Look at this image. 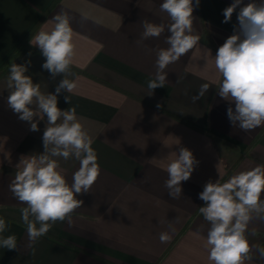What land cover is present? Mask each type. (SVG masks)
Returning a JSON list of instances; mask_svg holds the SVG:
<instances>
[{
  "label": "crops",
  "instance_id": "crops-1",
  "mask_svg": "<svg viewBox=\"0 0 264 264\" xmlns=\"http://www.w3.org/2000/svg\"><path fill=\"white\" fill-rule=\"evenodd\" d=\"M162 2L0 0V68L6 65L0 73V217L9 224L3 235L15 234L18 244L16 250L0 248V264H209L204 246L209 225L199 213L204 205L199 193L209 180L220 178L223 183L235 172L264 164V126L251 132L233 127L227 116L230 105L217 92L212 57L237 24L239 9L229 23H222L223 10L233 0H200L193 12V34L200 36V43L170 64L165 87L148 95L156 50L167 47L168 33L140 42L141 22L169 23L160 11ZM61 11L67 12L75 34L68 78L77 87L70 94L71 104L64 100L67 92L58 96V107H75L93 140L100 175L89 193L77 197L84 203L72 223L57 222L32 243L21 221L24 205L13 197L9 184L21 156L44 151L47 117L36 132L18 118L7 104V76L11 62L31 60L26 75L40 83L43 93L55 92L63 75L51 78L42 68L45 58L30 40ZM205 48L211 52L207 61ZM202 83L210 88L193 103L190 97ZM180 147L188 148L199 164L182 182V196L172 199L164 186L166 166ZM59 163L71 184L79 162L59 158ZM253 228L260 235H249L250 244L264 247V222L254 219L249 232ZM161 232H169L171 241L161 243ZM252 264H264V259L257 256Z\"/></svg>",
  "mask_w": 264,
  "mask_h": 264
},
{
  "label": "clouds",
  "instance_id": "clouds-1",
  "mask_svg": "<svg viewBox=\"0 0 264 264\" xmlns=\"http://www.w3.org/2000/svg\"><path fill=\"white\" fill-rule=\"evenodd\" d=\"M199 5L200 0H163L160 11L167 14L169 23L157 24L147 19L141 22L140 42L168 33L165 37L167 47L156 50V72L147 82L148 95H152L156 88L165 87L167 67L200 43V36L193 34L196 19L193 12ZM237 9L233 34L219 46L212 59L219 77L217 92L230 105L227 116L232 126L251 132L264 126V0H249L246 4L244 0H233L223 10L222 23H229ZM74 35L67 12L61 11L43 23L30 40L45 58L42 68L50 73L51 78L55 80L63 75L54 93H43L40 83H34L32 77L26 75L31 60L25 64H9L8 107L21 121L29 122L33 132L39 131V122L47 117L42 136L44 151L21 156L9 184L13 197L24 205L20 209L21 221L26 225L32 243L47 235L57 222L71 224L73 214L84 203L77 197L89 193L100 175L93 140L77 117L75 107L65 110L58 107V96L67 92L64 100L71 104L70 94L77 87L75 80L68 78L72 75L75 56ZM204 52L207 61L211 52L207 48ZM180 82L178 79L177 83ZM209 88V83H202L197 95L190 97L191 101L196 103L205 97ZM59 158L79 162L71 184L63 174ZM198 164L188 148L180 147L178 153L175 152V158L166 166L167 179L164 182L172 199L182 196V182L191 178ZM262 194L264 164L235 172L223 183L219 178L204 185L199 193V199L204 202L199 213L209 225L204 238L209 264H252L257 256L264 259V247L252 245L248 239L249 235H260L256 228L249 232V225L254 219L264 222ZM8 228L6 219L0 217V248L16 250L15 234L3 235ZM159 239L161 243H168L172 236L169 232H161Z\"/></svg>",
  "mask_w": 264,
  "mask_h": 264
},
{
  "label": "trees",
  "instance_id": "trees-1",
  "mask_svg": "<svg viewBox=\"0 0 264 264\" xmlns=\"http://www.w3.org/2000/svg\"><path fill=\"white\" fill-rule=\"evenodd\" d=\"M23 45H24V44H22L21 46H19V47L14 51L13 55L11 56V58L18 54V52L20 51L21 47H23ZM11 58H10V59H11ZM5 67H6V65H4L3 67L0 68V73L5 69ZM227 173H228V172H227ZM227 173H226V174H227Z\"/></svg>",
  "mask_w": 264,
  "mask_h": 264
}]
</instances>
